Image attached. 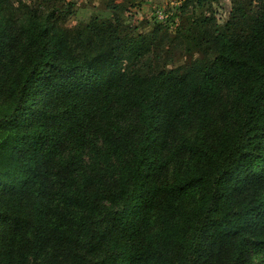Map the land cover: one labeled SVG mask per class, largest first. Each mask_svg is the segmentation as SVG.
Returning <instances> with one entry per match:
<instances>
[{"label":"trees","instance_id":"16d2710c","mask_svg":"<svg viewBox=\"0 0 264 264\" xmlns=\"http://www.w3.org/2000/svg\"><path fill=\"white\" fill-rule=\"evenodd\" d=\"M231 1L172 38L0 0V264H264V0Z\"/></svg>","mask_w":264,"mask_h":264},{"label":"rangeland","instance_id":"374dc122","mask_svg":"<svg viewBox=\"0 0 264 264\" xmlns=\"http://www.w3.org/2000/svg\"><path fill=\"white\" fill-rule=\"evenodd\" d=\"M249 4L248 0H244ZM16 8L22 10H37L41 14H50L56 10L60 20L68 28H74L89 21L94 16H118L135 32L147 34L156 26L162 24L163 30L169 29L172 38L175 28L186 19L210 20V24H224L231 18L233 4L231 0H206L202 4L198 0H116V4H123V8L113 10L109 7L110 0H11ZM215 20V21H213ZM161 49L168 48L161 45ZM164 46V47H163ZM170 58L176 65L186 61L187 53L183 44L173 43ZM168 54L159 51L156 66H163L168 60ZM155 59V58H154Z\"/></svg>","mask_w":264,"mask_h":264}]
</instances>
